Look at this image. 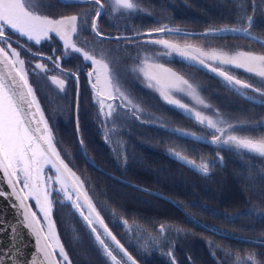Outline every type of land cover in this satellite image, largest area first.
I'll return each mask as SVG.
<instances>
[{"label":"rangeland","instance_id":"obj_1","mask_svg":"<svg viewBox=\"0 0 264 264\" xmlns=\"http://www.w3.org/2000/svg\"><path fill=\"white\" fill-rule=\"evenodd\" d=\"M132 2L137 5L135 10L120 9L116 5L115 0H108V3L105 4L106 10L99 19L101 22L99 28L107 35L131 34V38L133 37V39L112 41L105 38L106 40H103L91 31L94 39L92 43L89 42L88 52L97 59L108 62L109 68L112 71L116 69L115 73L121 85L120 90L132 101L131 105L137 107V112L139 113L141 107L139 103L135 104L134 95L124 90V85H130V82H134L136 83L135 85L146 89L151 88V91L157 93V88L147 86L149 82L144 80L143 74L138 69L143 66L145 58L149 62L155 63H160L161 59L166 58L167 61L172 62V67L176 70L185 72V80L194 86L196 95L204 103H199L194 96L185 93H177L175 94L176 96H179L184 101L186 100L201 113L209 114L208 117L213 120L224 121L223 126L232 125L231 134L257 140L264 138V113L261 116L257 115L254 119L231 113L230 110L223 107L219 102L225 94L205 92L202 84L199 82L203 75L212 76V74L215 75L214 73L196 65L193 66L187 59L177 53L171 52L169 49H165L161 45H156L152 42L145 43L142 40L145 37V33L149 30L167 27H174L178 30L183 29L188 32H204L208 29H221L225 27L247 30L250 29V26L243 19L246 15L252 17L251 24L260 26L259 31L264 36V0H132ZM253 2L256 5L255 11H252ZM73 8L84 13L82 10L83 6L74 5L71 9ZM88 11L90 15H85L82 18L87 22L81 23V21H78V38L77 36L72 37L73 41L78 42V44L80 43L82 28L86 26L87 29L91 30L90 21L94 6L92 5V9H88ZM200 11L205 12V21L211 27L195 30V26H187L186 14L190 15L196 12L199 13ZM182 14L185 16H182ZM227 20H230V22H227ZM194 21L199 23L197 18ZM209 35L194 33L166 34L161 32L157 37H163L170 41L173 40L180 45H189V50L193 52L192 54L199 55L197 50L211 51L212 47L216 44L224 46V44L226 45L231 40V44L233 45L238 39L236 36L239 34L238 31H225L215 33L214 36L211 34L212 37ZM230 37H234V39ZM78 44L76 46L80 47ZM128 47L138 54V59L129 61L126 57L127 60L126 62L124 61ZM219 50L226 53L220 48ZM131 66H134V69H131ZM207 75L205 76V80L209 77ZM128 78L132 79L128 80ZM124 80L126 81L125 83ZM136 95L135 97H138ZM38 102L40 104L39 98ZM117 112H114L113 115L117 114ZM159 112H162V110L159 109ZM68 114L59 111L57 112V117L64 116L66 119ZM44 117L47 121L45 114ZM57 117L53 111V119L58 120L53 127L47 121L53 133L55 147L65 163L71 167L72 171L83 182L89 195H91L94 205L100 212V208L97 206L98 199L96 192L90 193L86 185V179L90 182V185L91 182L93 183L95 174L92 171L91 165L85 159V156L90 159L93 156V152L95 153L98 148L79 149V142L75 141L73 137L74 133L72 134L68 130L70 123L66 124L64 121H61V123ZM152 120L155 121L156 117H153ZM157 123L162 124H158L159 130H148L146 132V129L140 133L132 131L129 132V140L131 145L137 144L142 151L147 147V143L172 141V144L169 143V146L175 149L176 152L174 151L171 157L175 159L176 153H179V156L175 159L179 162L170 159L171 157L168 155L172 152L170 149H165L164 153L159 154L162 160L161 163L159 161L153 163L150 159L152 154L148 151L144 152V155L141 157L139 150L136 149L134 161L138 165L139 171L143 173L141 175L146 176L150 180H158L167 187L165 189L156 188L153 190L166 196L168 195L174 204L162 195L151 194L142 199L141 197H134L129 192L130 190H124V192L118 190L114 193V199L120 205L123 214L113 212V207L110 204L111 212L107 216L112 225L115 223L124 229L123 236L125 235L126 237L124 242H127L128 246L133 249L130 254L135 259L136 264H213L207 256L209 254L208 249L211 251L210 255L212 259L214 258L218 264H242V261L246 260L250 254H255V260L258 261V264H264L260 259L259 253L255 250L256 248H253L251 245V243H254V246L264 244V235H259L262 239L259 237L251 238L244 236L243 233L232 232L225 228L229 226L226 218H231L227 213L231 212L228 209L231 210L233 207L241 206L243 210L248 207L247 216L253 220H259L264 217V208L260 206V203L264 202V180L256 177L260 173L259 170H253V172L250 170V167L252 169L254 165L258 166L259 169L260 167H264V156L249 150L236 149L229 145L223 147L213 143L206 145L190 139L187 137V134L194 131L210 139H213V135L208 127L198 122L194 123L187 117L180 118L178 116L171 119L165 113ZM56 128L59 133L56 131ZM60 133L63 137H60ZM116 134L115 132L113 133V140L119 137ZM118 148L120 149V146ZM180 157H186L188 161L194 160L200 165L207 164L208 173L204 174L193 169ZM231 160L234 162V165H238L240 173L237 172L238 170L235 171L236 166L233 168L232 165L229 166ZM241 164L243 165L240 167L239 165ZM220 165H224L225 173H221L224 169L219 172L221 168L218 167ZM245 166L247 168H244ZM47 171L48 169H46ZM228 173H231L230 177H228ZM104 183L107 187L110 186L113 189V186L109 182L104 181ZM53 187L58 186L53 185ZM52 199L54 201L52 218L55 222L56 231L72 264H113V261L99 245L98 241H96L95 235L83 221L79 212L72 206V202L64 198L63 195L57 197L55 193H53ZM108 200L110 201L111 198H108ZM218 202L224 206L222 209L224 213L220 214L223 217V224H218L213 220V218L219 217L217 215L220 210L217 208ZM229 205L230 207H228ZM128 206L133 209H128ZM172 207H174L173 210ZM200 207L202 214H210L208 220L197 217L200 213ZM174 210L178 211L179 214H176ZM39 215L42 214L38 212ZM237 216H239V212L233 214L232 222L234 225H237L239 222L237 221L239 220L236 218ZM125 221L126 223H124ZM77 225H81L84 229L82 228L78 231L76 229ZM112 225L109 227L118 236V231H115ZM161 226L164 228L163 231L160 230ZM205 226L209 227L210 230ZM251 226L253 228L256 227L255 230L264 231L263 224L259 226L252 224ZM100 231L102 232V230ZM182 233H186L187 235L185 240L187 243L184 242L183 244L185 249L183 255L186 261L183 257L180 259L177 257L178 240ZM85 236L93 247L89 244H87L89 248L82 246L83 241L81 242L80 240ZM102 238L105 239L109 248L113 250V254L117 256V259L122 261V264H131L127 260V257L119 252L110 238L107 236H103ZM183 238L181 239L182 241H184ZM247 238L255 242H251ZM232 240L246 241L250 244H245L244 246L237 243L240 246V250H238L237 244H233ZM76 242H79L81 246L77 247L75 245ZM228 243H231V245ZM216 248L224 250L223 253L226 255L224 261L222 259L219 260ZM159 258L161 260L158 261L157 259Z\"/></svg>","mask_w":264,"mask_h":264},{"label":"snow or ice","instance_id":"obj_2","mask_svg":"<svg viewBox=\"0 0 264 264\" xmlns=\"http://www.w3.org/2000/svg\"><path fill=\"white\" fill-rule=\"evenodd\" d=\"M83 2L94 6L90 24L91 31L96 36L117 41L130 39L129 37L105 36L100 30L98 20L105 12V4L108 3V0H83ZM115 3L120 9L135 10L137 8L132 0H115ZM255 10L256 5L253 2L252 11ZM243 19L251 26V16L246 15ZM78 21L87 22L77 15L62 16L58 19L50 18L34 7L31 0H0V175L6 179L10 187L8 192L0 190V197H14V200L18 202L17 206L21 209L24 222L32 229L40 245L41 264H72L59 239L52 218L53 193L57 197L63 195L64 198L72 202V206L79 212L113 264H122V261L113 254V250L109 248L105 239L102 238L103 236L110 238L119 252L127 257L131 264H136L124 245L111 232L100 212L97 211L91 198L84 190L83 182L61 159L60 153L55 147L53 133L38 102L36 90L28 78L30 71L35 74V70L40 69L47 73L51 69L47 68L44 63H37L32 68H26L25 60L20 58V52L9 42L11 40V36L8 35L9 30L36 45H40L42 41L51 40L55 36L62 41L64 49L80 53L83 60L94 66L92 71L86 73V76L94 90L95 102L99 105L98 113L101 117V123H104L105 119L112 117L117 109H127L132 101L120 90L119 78L109 68L108 62L97 59L88 51L76 46L72 37L77 36L78 38ZM240 30L225 29V31ZM156 31L166 32L170 30L161 28ZM252 39L257 38L252 37ZM15 42L19 45L18 40ZM153 43L161 45L185 59L210 67L211 71L218 72L230 84L245 89H252V85L236 79L217 67H211L207 61L244 69L264 78V55H256L252 52H237L235 55H229L223 52L205 53L197 50L199 55L193 56L189 51L190 46L182 48L178 44L163 39L155 40ZM32 55L41 60L46 59L52 63L53 68L62 71L59 57L55 59L53 56L40 57L39 53H32ZM138 71L143 74L144 80L149 82L148 87H155L160 90L165 101L194 114L198 123L208 127L213 135L210 143L221 147L229 145L236 149L249 150L264 156V138L257 140L232 135L230 131L232 125L223 126L224 121L203 116L199 111L189 109L186 104L175 99L174 94L185 93L194 96L199 103H204L196 95L194 86L182 76L162 64L149 62L147 58L144 59L143 66L139 67ZM67 75H70L73 80H78L76 74L67 73ZM51 82L60 91H63L66 85L64 79H59L55 75L51 76ZM252 90L264 96V91L261 89ZM116 101L120 103H116ZM176 155L179 156V153ZM180 158L185 163L196 166L194 161H188L186 157ZM46 169H48L47 172ZM200 169L204 174L208 173L207 164L200 165ZM53 185L58 187H53ZM33 204L36 210H33ZM38 212L42 215L38 216ZM0 230H4L3 225H0ZM160 230H164L163 226ZM10 256L11 254H9ZM249 262L258 264V261L255 260V254L248 255L242 264H249ZM0 264H11V260L0 261Z\"/></svg>","mask_w":264,"mask_h":264},{"label":"flooded vegetation","instance_id":"obj_3","mask_svg":"<svg viewBox=\"0 0 264 264\" xmlns=\"http://www.w3.org/2000/svg\"><path fill=\"white\" fill-rule=\"evenodd\" d=\"M31 3L42 14L54 19H58L62 16L67 15H78L79 17L84 18L85 15H90L88 9H92V4L84 3L83 0H31ZM74 5L83 6L82 10L84 13H82L80 10H77L76 8L71 9V7ZM100 25L101 22L98 20V26ZM259 27L260 26L258 25L251 24L250 29L246 30L240 28L243 32L238 31L239 35L236 36L238 39L235 43H233V45L231 44L230 40L226 43V45L224 44V46L216 44L212 47L213 49L211 51H200H203L205 53H211L212 51L221 52L219 50L220 48L229 55H235L237 52H252L256 55H264V42L262 41L264 40V36L260 33ZM156 30L157 29L149 31ZM81 33V39L79 40L80 43L78 44V42H76V44H78L81 48H84V50L89 51V42L92 43L94 39L93 34L91 33L90 29H87L86 26L82 28ZM163 33L171 34L177 32L171 31ZM249 33L257 38L259 37L262 40H253L252 36H250ZM8 35L11 36V40L9 42H11L12 46L14 48H17V50L20 52V58L25 60L26 68H32L37 63H44L47 68L51 69V71L47 73L41 71L40 69H36L35 74L30 71L28 77L30 79L32 87L36 90V94L40 100L42 110L44 111V114L50 125H52L53 127V125H55V123L58 121L53 119V111L56 117L57 112L59 111H63L65 114L69 113L66 119L64 116H60L57 118L60 119V122L64 121L66 124L70 123V125L68 126V130H70L72 134L74 133V137L76 138L77 142H79V149L98 148L95 153L93 152V156L91 158L92 161L96 163L100 167V169L102 168L103 170H100L92 165V163H89L86 159V156L85 159L87 163L92 166V171L95 174L93 184L99 186L100 189H93L92 185H90V182L87 181V179L86 185L88 186L90 193L92 192L93 194L94 191L96 192L98 199L97 206H99L100 213L103 217H105V220L107 221L109 226L112 224L105 214L107 208L102 204L104 199L111 198V203L113 204V212L123 214L120 205L114 199V193L116 191L121 190L124 192V190H130L129 192L133 194L134 197L137 196L139 198L141 197L142 199H145V197L148 195L154 194L147 190H142L136 186H132L126 183V181L133 184L136 183L141 187H146L151 190L156 188H167L160 181L150 180L146 176L141 175L143 173L139 171L138 165L135 164L134 160L136 149H138L141 157L144 155V152L148 151L152 154V156L149 157L153 161V163L158 161L161 163L162 160L159 154L164 153L165 149L172 150V152L168 154L170 157L174 153V151L176 152L175 149H172L169 146V143L172 144V141L147 143L148 148L145 147L142 151L141 148L137 146V144H130L129 132L135 131L140 133L145 131L146 129V132H148V130H159L160 127L158 126V124H162L157 123V121L162 119L165 113L171 119L178 116H180V118L187 117L188 119H190V121L197 123L196 119H194L187 113H184L178 106L165 101V99L161 95L160 90H158L157 94L156 92L151 91V88L146 89L142 86L135 85L136 83L134 82H130V85H124V90H127L132 95H134L133 99L136 101L135 104L139 103L141 107L139 113L137 112V107L131 105L128 106L127 109H118L117 114L113 115L112 117L106 118L105 122L101 123V117L98 113L99 105L95 102L96 97L94 90L91 88L90 81L86 76L87 72L92 71L93 65L83 60L80 53L73 52L69 49H64L62 47V41L58 37L53 36L51 40L42 41L40 45H36L34 42L28 41L26 40V38L12 33L10 30L8 32ZM157 35L159 34H151L150 36H145L144 38H142V40L145 41V43H153V41L159 39L167 40L163 37L158 38ZM105 36L129 37V40L133 39V37L131 38V34H117L114 36L105 34ZM99 38L106 40L104 37ZM230 38L234 39V37ZM17 40L19 41V45L15 42ZM171 41L180 45L173 40ZM20 45H23V47H20ZM180 46L185 48L187 45ZM190 52L191 55H193V52ZM32 53H39L40 57L53 56L54 59L56 57H59V63L62 71L53 68L51 62L47 61L46 59L41 60L39 57L32 55ZM193 56L196 55L194 54ZM126 57L127 59H129V61L139 58L138 54L131 50V48L129 49V47L127 49L126 56H124L125 62L127 60ZM187 60L190 61L193 66L196 65L202 69L211 71V69L206 66H202L190 59ZM158 64H162L164 65V67L171 69L173 72L182 76L184 79L186 78L185 72L183 73L179 70H176L174 67H172V62L167 61L166 58L161 59V62ZM207 64L211 65L212 67H217L221 71L227 72L229 75L235 77L236 79L252 85V89L259 88L264 91V78L259 77L254 73H249L244 69L229 65L212 63V61H207ZM131 69H134V66H131ZM115 70L113 71L115 72ZM211 72L215 75L212 74V76H210L205 74L202 76V79H200L199 82L202 84L205 92L225 94L219 101L223 105V107L230 110L231 113H236L243 117H249L250 119H254L257 115L261 116L264 113V96H261L259 93L254 92L252 89H245L238 85L230 84L217 72ZM67 73L78 75V80H73L70 75H67ZM53 75L57 76V78L59 79H64L66 81V85L63 91L58 90V87L51 82V76ZM206 75L209 77L205 80ZM130 79L128 78V80ZM125 82L126 81L124 80V83ZM135 95L138 97H135ZM174 98L180 100L181 103L186 104L189 109L198 111L194 108V106L189 104L186 100H182L179 96H176L174 94ZM116 102L120 103L119 101ZM208 102L210 101L208 100ZM159 109H161L162 112H159ZM133 113H135V115H133ZM201 114L203 116L209 115L206 113ZM153 117H156V122L152 120ZM56 131L58 132L57 128ZM114 132L117 133L116 135H119L116 140L112 139ZM194 132L196 133L197 131ZM60 137H63L61 133ZM118 146H120L121 150L118 148ZM170 159L176 161L172 157ZM106 172H109L113 175L111 176ZM104 181L109 182V184L113 186V189L110 188V186L107 187ZM102 187L105 189V192ZM127 208L130 210L133 209L130 206H128ZM112 226L114 227L115 231H118L119 233L117 234V237L120 238V241L126 248H129L130 252L132 253L133 249L128 246L127 242H124V239L126 238L125 235L123 236L124 229L122 227H119L115 223ZM77 243L79 242H76L75 245H78Z\"/></svg>","mask_w":264,"mask_h":264},{"label":"water","instance_id":"obj_4","mask_svg":"<svg viewBox=\"0 0 264 264\" xmlns=\"http://www.w3.org/2000/svg\"><path fill=\"white\" fill-rule=\"evenodd\" d=\"M166 29L170 30V31H166V32L173 31V32H177V33H189L188 31H185V30L181 31V30L174 29V28H171V29L166 28ZM225 29H234V28H232V27H225V28H221V29L214 28V29L206 30L204 32L198 31V32H193V33L198 34V35H202L204 33L214 34V33L225 32ZM236 29H238V28H236ZM176 30H178V31H176ZM240 32H243V31L240 30ZM160 33L161 32H158V31H148L145 34L147 36H150L151 34H160ZM250 36L255 37L252 34H250ZM257 39L262 40L259 37ZM262 41L264 42V40H262ZM170 43H174V42L171 41ZM174 44H176V43H174ZM182 48H184V47H182ZM208 68L210 69V67H208ZM181 110L184 113H187L188 115L192 116L195 119L194 114H190L185 109H181ZM187 136L192 138V140H194V141H199V142L204 143V144H212V143H210V141H212V139H210L209 137L206 138V137H204L198 133L196 134L195 132H189L187 134ZM60 156H61V154H60ZM61 159H63L62 156H61ZM86 159L89 163H92V165H94L96 168L100 169V167L96 163H94L91 159H89L87 156H86ZM191 161H194V160H191ZM194 162L196 165L195 167L191 163H188V164L193 169H196L197 171L202 172L200 169V164L197 163L196 161H194ZM68 167L71 169V167L69 165H68ZM100 170H103V169L101 168ZM106 173H109V172H106ZM109 174L111 176L113 175L111 173H109ZM126 183H128L132 186H136L142 190H147L151 193L162 195L166 199H168L170 202L174 203L173 200L168 195L166 196L164 194H161L160 192L153 191V190L148 189L146 187L145 188L141 187L136 183L133 184V183H130L127 181H126ZM83 187H84V190L87 192L88 196L91 198V195H89L86 187L84 185H83ZM0 190H3L5 192L10 191V187L7 184L6 179L2 175H0ZM92 202H93V200H92ZM93 204H94V202H93ZM17 205H18V202H16L14 200V197H0V225H3V228H4V230H0V254H2V255H0V261H5V260L10 259L11 264H34V262H35V264H41L42 253L40 252V245L38 244L37 238H36L34 232L32 231V229H30L27 226V224L24 222L23 217L21 215V209ZM96 209H97V211H99L97 207H96ZM33 210H36L34 204H33ZM101 216H102V214H101ZM103 219H104L105 223L107 224L105 217H103ZM205 227L210 230L209 227H207V226H205ZM9 229H11V230H9ZM109 229L112 232V229L110 227H109ZM117 239L120 241L119 238H117ZM248 240L251 242H255L252 239H248ZM120 243L123 244L121 241H120ZM126 249H127L128 253L130 254V251L128 250V248H126ZM9 254H11L10 257H9Z\"/></svg>","mask_w":264,"mask_h":264},{"label":"trees","instance_id":"obj_5","mask_svg":"<svg viewBox=\"0 0 264 264\" xmlns=\"http://www.w3.org/2000/svg\"><path fill=\"white\" fill-rule=\"evenodd\" d=\"M191 2V1H190ZM186 14V13H185ZM205 14V12L204 11H200L199 13H192V14H190V15H187L186 14V16L187 17H185V18H187L186 19V25L187 26H189V27H192V26H195L196 27V29L195 30H197L198 28L199 29H202V28H209V27H211L210 25H209V23L208 22H206L205 21V19H206V16L204 15ZM182 16H185L184 14H182ZM197 18V20L199 21V23L198 22H196V21H194V19H196ZM227 22H230V20H227ZM191 30H193V29H191ZM210 37H212V35L210 34L209 35ZM213 36H214V34H213ZM74 137V136H73ZM74 140L75 141H77L76 140V138L74 137ZM232 165V168L233 167H235L236 166V168H235V171L236 170H238L237 172L238 173H240L239 171V167H238V165H234V162L231 160V162H230V165L229 166H231ZM243 164H241V165H239L240 167L242 166ZM223 166L224 165H220L218 168H221L220 170H219V172L220 171H222L224 168H223ZM228 166V167H229ZM248 166V165H247ZM92 167V166H91ZM248 167H250V166H248ZM244 168H247L246 166L244 167ZM242 169H243V167H242ZM241 169V170H242ZM250 170H251V172H253V170H259L260 171V173L259 174H257L256 175V177L258 178V179H263L264 180V167H260V169L258 168V166H256V165H254L253 166V168L251 169V167H250ZM225 171V169L221 172V173H223ZM242 172V171H241ZM225 173V172H224ZM244 174V173H243ZM240 175V174H239ZM245 175V174H244ZM231 176V173H228V177H230ZM241 176V175H240ZM91 185H93V189H100V187L99 186H96L95 184H93L92 182H91ZM103 188V187H102ZM103 190H104V192H105V189L103 188ZM94 193V192H93ZM262 197V196H261ZM206 199H208V198H206ZM263 199V198H262ZM264 200V199H263ZM218 201V200H217ZM102 204L104 205V206H106V208H107V210L105 211V214L108 216V215H110V212H111V205H112V207H113V204L111 203V200L109 201L108 199H104L103 200V202H102ZM111 204V205H110ZM261 205L260 206H262V208H264V202L263 203H260ZM173 205V204H172ZM174 206V205H173ZM223 205H221L219 202H218V204H217V208H219L220 210L218 211L219 212V214H217V215H219V217H216V218H213V220H214V222H216V223H218V224H223V217H221L220 216V214H222V213H224L223 211H222V209H223ZM228 207H230V205L228 206ZM232 207V206H231ZM248 208V207H247ZM247 208L246 209H242L241 208V206H238V207H233V208H231V210L230 209H228L229 211H231V212H227L228 213V215L231 217L230 219L229 218H226V222L227 223H229V226L228 227H225L226 229H229L230 231H232V232H234V231H236V232H239V233H243V235L244 236H247V237H251V238H256V237H259V238H261L259 235H264V231H260V230H255L256 229V227L255 228H253V226H251L252 224H257L258 226L260 225V224H263L264 225V217H262V218H260L259 220H257V219H255V220H253V219H251L250 217H248L247 216ZM174 209V207H172V210ZM200 209H201V207L199 208V212H200ZM178 210V209H177ZM226 210V209H225ZM174 212L176 213V214H179L178 213V211H176V210H174ZM237 212H239V216H237L236 218L237 219H239V220H237V221H239L238 222V224L237 225H234L233 224V222H232V218H233V214H235V213H237ZM226 212H225V214H227ZM216 214V213H215ZM209 216H210V214H202L201 212L197 215V217H199L200 219L202 218V219H205V220H208L209 219ZM222 220V221H221ZM240 224V225H239ZM83 227H81V225H77L76 226V229L79 231V230H81ZM224 228V227H223ZM84 229V228H83ZM255 230V231H254ZM182 232V231H181ZM186 233H182L181 234V236H180V239L178 240L179 241V243H178V248H177V257L180 259L181 257H185L183 254V252H185V249H184V246H183V244H184V242L185 243H187L185 240H186ZM184 237V238H183ZM183 238V240L184 241H182L181 239ZM82 239V238H81ZM84 239V240H83ZM83 239L82 240H80L81 242L83 241V245L82 246H85L86 248L88 247V245L87 244H89L91 247H93L92 245H91V243H90V241H89V239H87V237L85 236V237H83ZM262 239V238H261ZM232 243L234 244V243H238L239 245H244L245 246V244L246 245H248V244H250L249 242L247 243L246 241L245 242H241V241H238V240H232ZM78 245H77V247H79V246H81L80 245V243H77ZM229 245H231V243H228ZM237 244V249L238 250H240V246ZM251 245L253 246V248L255 247L256 249V251H257V253H259V255H260V259L263 261V263H264V244H258V245H256V246H254L255 244L254 243H251ZM260 245V246H259ZM194 246V245H193ZM260 247V248H259ZM89 248V247H88ZM208 252H209V254L207 255L208 257H209V259H210V261L213 263V264H218V263H216V261L214 260V258L212 259V256L210 255V250L208 249ZM224 252V250L223 249H221V248H216V253H217V255H218V258H219V260L220 259H222L223 261L225 260V257H226V255L223 253ZM95 253V252H94ZM94 255V254H93ZM194 255V254H193ZM185 259V258H184ZM197 259V258H196ZM158 261L159 260H161L160 258L159 259H157ZM185 261H186V259H185ZM198 261V260H197Z\"/></svg>","mask_w":264,"mask_h":264}]
</instances>
